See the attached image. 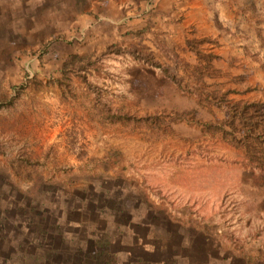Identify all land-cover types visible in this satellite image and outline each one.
<instances>
[{"label":"rangeland","instance_id":"obj_1","mask_svg":"<svg viewBox=\"0 0 264 264\" xmlns=\"http://www.w3.org/2000/svg\"><path fill=\"white\" fill-rule=\"evenodd\" d=\"M188 37L211 55L201 77ZM114 42L184 87L100 56ZM70 52L95 61L90 87L56 81ZM263 61L264 0H0V264H90L102 239L105 264H264V170L203 125L227 117L213 94L264 100ZM97 100L161 123L110 122Z\"/></svg>","mask_w":264,"mask_h":264},{"label":"trees","instance_id":"obj_2","mask_svg":"<svg viewBox=\"0 0 264 264\" xmlns=\"http://www.w3.org/2000/svg\"><path fill=\"white\" fill-rule=\"evenodd\" d=\"M204 38L188 37L185 39L186 47L193 52L197 62L194 65L195 70L198 74H203V71L208 68L211 59L210 56L200 48L201 42ZM45 49L48 50V45H45ZM124 51L130 52L131 55L138 60L157 66L161 68V71L164 75L172 79L178 86L181 88L184 87L181 79L176 77L173 73L169 71L166 66H163L151 53L142 51L137 46L122 47L118 43H108L102 49L100 56L110 55L112 53L120 54ZM214 55V54H213ZM215 56V55H214ZM95 61L91 60L79 52H70L67 54L65 60L60 66L61 78H56V81L60 86L69 88V81L71 74H78L80 78L85 82V84L90 87L91 82L84 75L85 69L87 66L94 65ZM262 68H264V61L261 63ZM250 87H244V91L249 90ZM237 89L228 88L225 91L219 94H213L212 98L214 102L223 107L227 112V117L223 119L220 123L214 124L212 122H204L203 125L206 129L212 130L215 129L219 132L221 137L232 145H235L238 148H241L246 153V159L244 163H249L250 165L256 166L264 170V100L263 99H253L249 101H243L242 103L229 102L228 94ZM192 91V89L190 90ZM202 94L201 90L197 91L198 97ZM96 104L100 107L103 113V117L110 122H121V123H144L146 125L159 126L161 123V118L157 114H145V115H136L128 111L123 110H114L107 102L102 100L95 101ZM175 119H181L182 115L177 113L174 116ZM173 120V119H172ZM22 165L18 163L16 168V173H19V168ZM105 239L96 240L95 247L92 252H86L83 255L84 257H91L90 264H105L108 263V252L106 251L103 244H105ZM241 240L238 241V244H242ZM102 244V246H101ZM98 254L103 255V257H97ZM46 255V254H45ZM97 259V260H96Z\"/></svg>","mask_w":264,"mask_h":264}]
</instances>
